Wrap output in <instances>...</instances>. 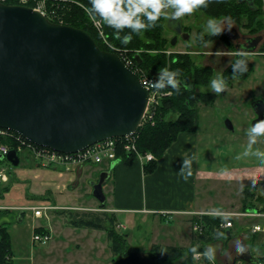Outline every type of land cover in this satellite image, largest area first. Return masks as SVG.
Masks as SVG:
<instances>
[{"label": "water", "instance_id": "obj_1", "mask_svg": "<svg viewBox=\"0 0 264 264\" xmlns=\"http://www.w3.org/2000/svg\"><path fill=\"white\" fill-rule=\"evenodd\" d=\"M175 31L171 45L177 44L179 35L189 39L181 24ZM231 33L237 51L255 52L260 38L242 36L234 28ZM149 97V90L121 56L101 49L87 31L52 22L38 9L0 1V129L38 146L76 153L134 135ZM253 110L257 116L253 123L264 120L263 100L255 101ZM226 126L234 130L230 120ZM7 159L14 166L20 164L15 150ZM107 177L103 172L92 183L93 196L102 205ZM238 260L253 262L250 254Z\"/></svg>", "mask_w": 264, "mask_h": 264}, {"label": "rangeland", "instance_id": "obj_2", "mask_svg": "<svg viewBox=\"0 0 264 264\" xmlns=\"http://www.w3.org/2000/svg\"><path fill=\"white\" fill-rule=\"evenodd\" d=\"M6 1L4 0L5 3ZM50 1L51 3H49ZM61 1L77 3L74 0ZM14 2H16L14 5H23L41 10L52 22L67 25L65 23L69 6L61 4L57 0H15ZM166 11L171 12L172 10L167 9ZM209 18L198 10L191 14H185L179 20L165 17L164 35L167 39V54H188L197 66L211 67L213 78L217 73L223 74L231 65L230 62L238 58L236 55L238 51L235 48L231 30L225 31L220 36L211 37L208 41H214L213 44L209 43L205 46L199 42L198 35L203 31V27ZM101 24L102 28L100 29L104 31V24ZM179 24L189 34V39L184 40L182 37H178V43L173 46L170 42L176 36L175 29ZM90 26L110 50L118 52L117 47L108 42L105 32L102 36L98 29V23H94L90 19ZM232 28L237 29L242 36L260 38L255 52L246 54L247 59L252 64L253 71L250 76L246 79L231 78L227 80V88L221 93L214 92L210 87V83L207 86L190 83V86L194 87L196 91L213 96L211 101L198 103L196 108L199 115V137H201L199 149L202 151V155L204 153L216 155L215 158L217 157V159L211 161V164L208 160L205 162L218 169L224 165L231 167L241 164L242 159L235 160L234 157L243 150L245 146L243 133L257 117L253 110V103L257 100L264 101V54L260 52V48L264 44V22L261 25L257 23L251 25L250 21L244 20L241 24L234 23ZM218 50L228 51V54L218 56L215 54ZM122 52H126L131 57L129 51L123 50ZM143 71L146 73L145 70ZM146 120H148V115L143 121ZM227 120H230L233 124V131L227 128ZM0 143L9 146L15 145V138L11 136L0 138ZM256 149L264 150V137L258 138L257 142L251 146V150ZM19 158L20 164L18 166L11 164L7 157L0 159V170L4 169L9 179L7 182L0 184V189L2 188L0 197L3 195L6 197V204L42 206L44 202H47V199L44 200L43 198H49L50 195L62 206H73L71 208L74 212L87 211L98 214L104 212V208L93 196L92 183L99 180L97 172L92 175L94 171L90 170L89 177L83 176L78 187L72 189V186L67 183L69 177L67 175L69 174L66 175V172L37 166L34 158L27 152L21 153ZM94 168L98 170L100 166L97 165ZM243 184L245 185V183ZM259 188L260 186H256L249 189L247 196H245L251 204L254 203L257 207L260 206L258 202L264 204V193ZM232 195L234 202H237L238 198H244L241 192L239 195L232 192ZM69 210L71 209L69 208ZM69 210H66V213L63 214L53 212L55 217L52 222L44 216L31 225H27L26 222L22 224L21 245H18L17 249L14 250L15 262L17 264L19 261H21V264H121L118 258L113 256L107 234L104 231L87 233L75 229L66 230L63 221L68 220L69 214L67 212ZM217 212L236 214L232 218L238 223L239 227L245 225L241 222L240 216H254L251 213L240 215L243 213L238 214L227 210H218ZM39 224L52 227L53 236L48 244L42 245L31 241L35 232L34 228ZM131 232V241H129L131 251L140 254L149 251L151 236L148 224L141 223L138 228H132ZM190 240L191 235L188 234L186 241L177 239L173 242L176 245L187 246ZM195 240H198L196 245H199V247L204 245L198 237ZM212 248L215 251L217 245H212ZM187 257L188 254L186 253L178 261L167 264H189ZM201 260L202 258L190 264H210L207 260L204 262Z\"/></svg>", "mask_w": 264, "mask_h": 264}, {"label": "crops", "instance_id": "obj_3", "mask_svg": "<svg viewBox=\"0 0 264 264\" xmlns=\"http://www.w3.org/2000/svg\"><path fill=\"white\" fill-rule=\"evenodd\" d=\"M199 130L200 127L196 133L185 132L180 134L165 156L158 161L156 170L149 174L145 173L144 170L147 163L138 159L133 164H123L121 161L111 164L104 163L98 165L100 166L98 170L94 168L97 165L92 164L75 167L70 172L63 167L48 169L64 171L66 175L69 174L67 175L69 176L67 183L72 186V189L78 187L83 176L89 177L90 170L94 171L92 175L97 172L99 178L101 173H108L103 185L106 196L104 212L114 214L117 231L126 234L128 241H131L132 228H138L141 223L148 224L151 236L150 250L153 245H173L188 248L197 244L198 240L195 239L198 236L192 229L191 221L204 213H211L213 210H215L214 212L227 210L238 214L240 212L243 214L258 213L260 215L240 216L241 222L245 224L242 227H239L234 218H231L233 227L225 229L228 231L229 238L214 240L205 244L204 248L217 245L216 250L213 249L214 259L209 261L210 264H256L255 260L264 261V204L258 202L260 206L257 207L245 197L247 196L245 191L249 192V184L252 182L256 186H260L259 189L264 193V168L257 167L250 159H242L240 165L229 167L231 169L230 175L221 176L217 167L210 166L211 161L217 159V157L215 158L216 155L211 153L202 155V151L199 149L201 145ZM185 157L192 158L190 175L188 170L181 173L182 161ZM206 160L210 164H206ZM235 188H239L244 196L242 199L238 198L237 202L232 200V192H237ZM5 199L4 195L0 197V207H4L0 210V227L8 228L12 242V262L17 264L14 260V250L17 249L18 245H21L22 224L26 222L27 225H31L41 218L34 217L32 213L22 212L21 208L25 207L24 205L6 204ZM43 199H47V202L42 205L49 204L58 207L57 210L48 213V221L52 222L55 217L53 212L61 214L62 211L69 210V208L71 209L69 211H72L71 207L73 206H62L50 195L49 198ZM63 222L66 225V230L75 229L87 233L97 231L71 227L66 219ZM46 226L39 224L34 228V233L46 232L51 235L52 239V227ZM255 226H261L262 229L254 231ZM188 234L191 235V240L187 246L174 244L173 241H177V239L186 241ZM32 238L31 241L33 242ZM237 239L250 246L244 254H238L232 249V241ZM245 254H250L253 262L249 263L243 260L235 262L240 255ZM205 260L206 258L202 257L201 261L204 262ZM18 264H21V261Z\"/></svg>", "mask_w": 264, "mask_h": 264}, {"label": "trees", "instance_id": "obj_4", "mask_svg": "<svg viewBox=\"0 0 264 264\" xmlns=\"http://www.w3.org/2000/svg\"><path fill=\"white\" fill-rule=\"evenodd\" d=\"M14 1L7 0L6 4L14 5L16 3ZM57 1L69 6L65 24L87 31L101 49L115 52L101 41L90 26V18L85 11V8L90 6V0H74L77 3ZM197 10L210 18L231 16L234 23L237 24H241L244 20L250 21L251 25L255 23L261 25L264 22L263 0H253L252 5L246 0H207V7L201 6ZM103 26L108 42L117 47L118 52L129 51L137 65L136 56H138L140 58V65L138 66L145 70L146 74L153 80L157 78L159 70L164 67H168L171 70H180L178 89L160 90L167 92L168 95L162 97L160 103L151 111V117L143 121L136 132V142L139 151L143 154L152 153L155 156V160L148 162L144 168L145 173L149 174L156 170L158 161L165 156L180 134L185 132L196 133L198 131L199 115L196 106L198 103L211 101L213 96L196 91L194 87L190 86V83L207 86L213 76V69L211 67L197 66L188 54H167L164 16L160 17L155 27L142 30L140 35L133 33V39L127 45L122 44L120 40L115 38L113 35L114 29L106 24ZM129 31L130 29H124L121 32V36ZM209 39H211L210 36H205V40ZM260 52L264 54V44L260 48ZM246 60V72L233 76L231 65L224 71L223 76L226 81L231 78L246 79L250 76L253 71L252 64L247 57ZM118 156L123 164H133L137 159L134 154H127L123 151H119ZM245 192L247 194L248 191L246 190ZM101 206L105 208L106 204H101ZM62 213H66V211H62ZM67 213L69 214L68 224L71 227L104 231L107 234L113 256L117 257L121 264H167L178 261L186 253L190 263L195 261L190 252V248L193 245L188 248L173 245H153L149 252L141 254L132 252L127 235L117 231L114 214L107 212L98 214L87 211H68ZM198 221L202 223L204 228L202 234H197L202 244L205 245L214 241L212 239L213 232H219L224 237L223 240L229 238L228 231L220 227L223 222L222 217L211 215L196 216L191 221L192 225ZM204 245L199 247L198 250L200 252L204 251ZM12 252V242L8 228L5 226L0 227V264H13Z\"/></svg>", "mask_w": 264, "mask_h": 264}, {"label": "clouds", "instance_id": "obj_5", "mask_svg": "<svg viewBox=\"0 0 264 264\" xmlns=\"http://www.w3.org/2000/svg\"><path fill=\"white\" fill-rule=\"evenodd\" d=\"M201 6L207 7V0H90V6L85 8L90 19L94 23H103L114 29L113 35L120 40L122 44H129L133 39V33L140 35L142 30L153 28L161 16L172 20H179L185 14H191ZM171 9V12L166 11ZM234 24L231 16L222 18L211 17L207 20L203 31L199 34V41L207 46L214 41L205 40V35L216 37L222 35L225 31H230ZM130 29L127 34L121 36L124 29ZM216 55H227L228 51L218 50ZM237 59L231 61L233 76L247 71L246 53L241 48L237 53ZM180 70H171L164 67L159 70L157 78L152 81L153 87L159 90L178 89ZM168 85L170 87L166 88ZM187 86V85H186ZM210 87L216 93L224 92L227 88L226 79L222 73H217L210 80ZM245 137V146L235 160L250 159L257 167L264 168V150H251V146L257 142L258 138L264 137V120H259L251 124L243 133ZM192 158L185 157L182 161L181 173L188 170L191 174ZM231 169L224 165L219 169L221 176L230 175ZM187 178V177H185ZM256 185L254 182L249 184L252 189ZM240 194L239 188L236 195ZM215 211V210H213ZM224 237L219 232L212 233L213 240H222ZM249 245L237 239L232 241V249L238 254H244L249 250ZM199 245L194 244L190 248L193 260L203 256L207 261H213L214 253L211 246L206 247L200 252ZM226 255V254H225Z\"/></svg>", "mask_w": 264, "mask_h": 264}, {"label": "built area", "instance_id": "obj_6", "mask_svg": "<svg viewBox=\"0 0 264 264\" xmlns=\"http://www.w3.org/2000/svg\"><path fill=\"white\" fill-rule=\"evenodd\" d=\"M5 3L4 0H0ZM41 11V10H40ZM102 28V24L98 23V29L100 30L102 36H104V31ZM121 56L124 63L134 71L141 79L143 85L149 90V105L146 112L145 117H151V111L155 109V107L160 103L162 97L168 95L167 92L160 91L153 87L152 81L144 71L136 64L133 57H129L126 52H114ZM144 117V118H145ZM14 137L15 145H7L4 143H0V156L7 157L11 150H15L17 154L21 153H29L35 160L38 166L43 168H53V167H63L66 171H72L73 168L92 164V165H101L104 163H115L119 160V151H123L127 154H134L136 158L145 163L151 162L155 160V156L152 153L143 154L139 151L137 146V138L136 133L132 136L127 137H119L108 139L99 143H96L80 152L76 153H61L55 150H52L47 147L38 146L28 140H26L23 136L12 132L7 129H0V138L6 137ZM8 176L4 169L0 170V184L7 182ZM4 209V207H0V210ZM58 207H54L53 205H42V206H25L21 208L22 212L32 213L34 217L43 218L47 217V214L50 211L57 210ZM202 215H211V216H220L223 218V222L220 227L222 229H229L233 227V221L231 220L236 214H228L221 212H209L204 213ZM238 215V214H237ZM240 215H248V214H240ZM251 215H260L253 214ZM201 216V215H199ZM193 231L195 234L199 235L204 232L203 225L200 221L195 222L193 225ZM261 226H255L254 231H260ZM34 243H40L42 245L48 244L51 241V235L49 233H34L32 238ZM203 256L199 257L196 260H200ZM256 264H264V261H258Z\"/></svg>", "mask_w": 264, "mask_h": 264}, {"label": "flooded vegetation", "instance_id": "obj_7", "mask_svg": "<svg viewBox=\"0 0 264 264\" xmlns=\"http://www.w3.org/2000/svg\"><path fill=\"white\" fill-rule=\"evenodd\" d=\"M183 32H185L184 28H183ZM176 35V34H175ZM178 37H182L181 35H179ZM245 37H249V36H245ZM178 43V42H177ZM236 45V42H235Z\"/></svg>", "mask_w": 264, "mask_h": 264}]
</instances>
